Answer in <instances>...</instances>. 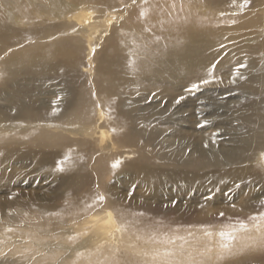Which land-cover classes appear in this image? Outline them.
Instances as JSON below:
<instances>
[{
  "label": "bare ground",
  "instance_id": "bare-ground-1",
  "mask_svg": "<svg viewBox=\"0 0 264 264\" xmlns=\"http://www.w3.org/2000/svg\"><path fill=\"white\" fill-rule=\"evenodd\" d=\"M71 1L77 4L65 14L67 23L17 30V24L44 18L34 11L37 5L62 15L61 0H0V141H32L44 150L6 151L0 167L31 162L51 177L61 174L66 197L62 212L39 215L45 222L39 220L25 246L15 242L14 255L38 250L33 259L23 253L16 262L158 264L153 255L169 251L176 264H210L223 253L263 251L264 220L250 219L264 214L263 15L245 10L242 0L224 1L229 19L215 15L217 0H120L128 5L123 9L119 0ZM35 34L40 40H30ZM248 34L259 44L252 50L246 49ZM104 43L111 45L102 51ZM205 79L211 82L187 91ZM232 86L250 95L235 120L215 107L218 100L191 110L216 117L196 122L215 134L179 117L189 109L184 100L176 103L177 95L188 94L195 105L210 92L226 98ZM131 186L137 190L120 191ZM21 206L3 218L35 219ZM151 214L180 228L155 236L143 225L154 221ZM240 222L248 229L234 232L235 239L219 236ZM49 237L58 240L47 243ZM62 249L67 253L54 262Z\"/></svg>",
  "mask_w": 264,
  "mask_h": 264
},
{
  "label": "rangeland",
  "instance_id": "rangeland-1",
  "mask_svg": "<svg viewBox=\"0 0 264 264\" xmlns=\"http://www.w3.org/2000/svg\"><path fill=\"white\" fill-rule=\"evenodd\" d=\"M71 0H61V9L60 11L63 12L61 15H56L55 12L52 10L48 12V14L45 12V10L40 9L38 5L34 9V11H40L42 13V16L44 17L43 19H39L36 23H30V24H17L15 27L17 30L23 29V27L26 28H31V30L36 27V29H55V24L56 23H67V20L69 17L65 16V14L69 13L70 8H73L72 5L77 4L73 1L72 4L69 3ZM224 1L226 0H217L213 6V11L216 16H219L221 18L225 17L227 18L226 15H232L231 11H222L225 10V4ZM244 1V0H242ZM118 7L121 8L122 5H125L122 1L119 0L118 2ZM1 4V2H0ZM181 4V2H179ZM243 8L245 10H251L253 12H256L258 15L264 17V0H252L250 1L247 5L242 4ZM133 7H136V5H133ZM123 9V8H121ZM120 14V10L117 12ZM132 11L131 14L132 15ZM120 15L125 16L124 12H122ZM119 16V15H118ZM262 21V18H261ZM263 29V25L261 24L259 26V33H256L259 35V37H262V32H260ZM258 30V29H257ZM247 37L250 38V42L247 44V50H252V46L259 45L256 42H254L252 38H255L253 34L251 35H246ZM246 38V37H245ZM40 40L37 34L30 40ZM32 40V41H33ZM26 44V43H23ZM111 44L109 43H104L102 46H100L101 50L107 49ZM263 45V43H262ZM133 47L130 46V49ZM5 51L4 55L6 54ZM88 50H84L83 52V58L86 57ZM264 52V50H263ZM3 55V56H4ZM97 57V50L95 49V58ZM56 80L50 81L49 85L53 84V82ZM1 90V86H0ZM218 92V91H216ZM216 92H210L207 96V98H202V99H197L195 105H189L190 102V96L188 94L186 95H177L176 97H184V101L182 105H186L188 107V113L187 115H179L180 118L186 120V122L194 129H196L199 132H208L211 133L213 132L215 134V128H209L207 131L204 128H201L200 124L197 125L196 122L198 121L201 122H207L208 119L211 120L216 119V117H210V112H205L203 116L198 114L195 110H193V107H197L199 110L203 108L202 105H213L212 102L214 101L218 102L214 105L215 107H220L222 110L229 112L231 114V119L235 120L236 116V111L241 110L240 108H244L241 106V101L242 98H248L250 95L247 94V96L244 94L242 89L236 86L230 87V90L226 92V98L222 99L220 98L219 94H215ZM223 92V90H221ZM264 94V93H263ZM224 95V94H223ZM193 96V95H192ZM53 98V97H52ZM257 98V96H256ZM163 106H165L163 104ZM249 112H256L253 108L248 109ZM208 113V114H207ZM216 121V120H215ZM214 121V122H215ZM213 122V124H214ZM22 143V145H21ZM8 143L0 141V162L2 160V157L6 151H10L12 154L14 152L16 154H19V151H25L29 153L30 155L34 154H39L42 155L44 154V150L42 148H37L35 144L31 142H25V141H16V142H11L7 145ZM31 162H28L27 167H21L19 163H14L13 165H10L8 167H0V231H10L11 234L17 235L16 231L21 234L15 238H5L1 233H0V264H18L16 262L17 258H20V256L25 253L24 255L27 256L30 259H33L34 255L38 253V250H31V249H24L23 252H17L16 255H14V251L12 250V246L15 245V242H18L21 246H25V243H23V240L25 238H32L34 234H36V230L34 227L38 224L39 220L40 223L42 222L44 224V220L42 217H39L43 212H51L52 215L58 214L59 212H62L64 210V202L66 200V197L61 195L60 193L63 191L65 184H64V177L60 174L55 175V177H51L48 172H46V169H35L31 167ZM21 167V168H20ZM151 167H155L154 165ZM13 168V169H12ZM17 171V172H14ZM47 177V178H46ZM112 178L109 179L111 181ZM37 181V182H36ZM135 186V184H133ZM133 189L126 190L128 188L122 187L120 189L121 192H129L133 191L136 189V187L131 186ZM81 194H83V190L81 191ZM232 193L229 192L228 195L231 196ZM55 195V196H54ZM135 197H127V199L134 200ZM174 201V200H173ZM191 200H188L186 202H190ZM170 202V200H168ZM22 205V206H21ZM23 208V210H29V212H32L33 218L35 219H30V220H25V221H17V220H8L6 218H3V216L6 214V212L10 209H13L15 207ZM50 213H47V215ZM38 217H37V216ZM151 216L154 218L151 222L144 224L147 225L150 233H154L156 235H167L169 236L172 234L176 229H179L178 224H171L173 223L171 219H160L162 214L159 215H152ZM164 222V223H163ZM192 223V222H191ZM46 224V223H45ZM169 224V225H168ZM195 224V223H193ZM216 224L219 225H225L227 223L220 224V222H216ZM182 226H189V225H182ZM183 228V227H182ZM116 229H118V224L116 226ZM168 229V230H167ZM12 230V231H11ZM15 231V232H14ZM26 233V235H25ZM158 233V234H157ZM36 236V235H35ZM38 237L46 238L45 235L42 236L41 233H38ZM161 237H159L160 239ZM58 240L57 237H49L47 238L46 242L47 243H54ZM147 245V244H146ZM144 245L143 247H146ZM70 246V245H69ZM160 248V247H159ZM63 250V251H62ZM61 250V253H55V260L54 262H58L61 258L64 257V255L67 253L65 252L64 249ZM121 250L125 252L127 249L121 247ZM251 250V249H250ZM243 251L242 253L239 254H233V253H228V254H221L217 258L213 259L210 264H264V249L263 251ZM69 252V251H68ZM169 252V251H167ZM133 254H136L135 251H132ZM159 253V252H158ZM165 253V252H163ZM172 253L171 256L174 257V253ZM156 254V253H155ZM139 255V254H138ZM146 251H143L142 253L140 252V256H145ZM223 255V256H222ZM234 256V257H233ZM30 264H36L34 262H31ZM176 264V263H173Z\"/></svg>",
  "mask_w": 264,
  "mask_h": 264
},
{
  "label": "snow or ice",
  "instance_id": "snow-or-ice-1",
  "mask_svg": "<svg viewBox=\"0 0 264 264\" xmlns=\"http://www.w3.org/2000/svg\"><path fill=\"white\" fill-rule=\"evenodd\" d=\"M133 4L136 2V0H132ZM249 3V0H244V5H247ZM128 5H122V8H127ZM118 10H121V9H113V11H118ZM115 19V18H113ZM109 25H111L112 23V20H109ZM75 31V29H73ZM93 51H95V49H93ZM211 81L208 80V79H205V80H202L200 83H194L191 85V88L190 89H187V91H192V90H198L201 86V84H208L210 83ZM232 82H235L234 80ZM184 97H180L176 103H179L180 100H183ZM119 164V161L113 165V167H117ZM98 201L101 203H103L104 201V197L103 196H99L98 198ZM220 216H223L224 213L223 212H220L219 213ZM251 220H254V221H259V220H264V214H262L261 216L259 217H256V216H253V217H250ZM254 227H259V223H257L256 225H254ZM229 229L230 230H221L218 234L220 237L222 238H227L228 240H233L235 239V236H234V232L236 231H239V230H247L248 229V225L243 223V222H240L239 223V228H233L231 225L229 226ZM205 235H207L208 237H211L213 235V233L211 231H205ZM178 239H181L183 240L184 238L183 237H177ZM69 239H74V237H69ZM167 243H174V240L172 238H169L167 241ZM221 248L223 249H228V244H222L221 245ZM172 253L170 252H165L163 254L161 253H156L153 255L152 259L153 261L155 262H158V264H173V262L168 258L169 256H171Z\"/></svg>",
  "mask_w": 264,
  "mask_h": 264
}]
</instances>
